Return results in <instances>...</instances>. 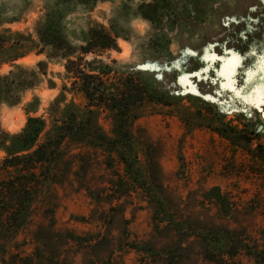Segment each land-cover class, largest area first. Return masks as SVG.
Wrapping results in <instances>:
<instances>
[{
    "label": "rangeland",
    "instance_id": "obj_1",
    "mask_svg": "<svg viewBox=\"0 0 264 264\" xmlns=\"http://www.w3.org/2000/svg\"><path fill=\"white\" fill-rule=\"evenodd\" d=\"M168 1L179 17L171 28L141 18L139 0L73 7L61 21L74 45L93 23L112 28L118 49L97 58L119 71H142L151 86L181 97L176 107L152 104L135 112L134 134L156 159L150 164L141 156L146 189L125 183L113 154L64 142L59 174L40 182L27 223L0 245V264H211L205 256L239 242L264 258V121L256 109L264 111V0ZM51 5L0 0V28L33 32ZM64 62L34 52L14 62L34 70L37 82L18 103L0 102L2 131L20 132L28 116L49 124V110L63 107L52 104L61 93L65 102H82L62 89L70 85ZM11 69L3 64L0 73ZM218 116L246 133L257 130L249 149L263 159L209 129L206 124ZM99 122L109 130L104 115ZM218 193L227 200L228 215L219 210ZM225 264L264 259L241 249Z\"/></svg>",
    "mask_w": 264,
    "mask_h": 264
},
{
    "label": "trees",
    "instance_id": "obj_2",
    "mask_svg": "<svg viewBox=\"0 0 264 264\" xmlns=\"http://www.w3.org/2000/svg\"><path fill=\"white\" fill-rule=\"evenodd\" d=\"M50 1L51 7L36 22L33 32L0 28V67L13 66L7 73H0V102L16 104L24 90L36 85L37 73L14 63L31 52L64 59V75L70 85L63 84L62 89L77 94L82 102H65L61 93L52 104L59 109V104L63 103V107L49 110V124L41 116H28L20 132L8 134L0 129V150L5 153L0 158V245L10 241L27 223L40 182L56 179L59 165L64 162V142L113 154L123 165L125 183L146 189L147 177L140 159L142 156L150 164H155L156 159L146 153L149 144L134 134L133 122L138 117L135 112L152 104L176 107L181 98L151 86L142 71H119L97 58L118 49V33L112 28L93 23L81 38V44L74 45L67 39L61 26L64 14L77 6L90 9L102 0ZM137 14L153 27L168 25L171 28L179 18L168 0H139ZM47 48L50 52H46ZM88 54L93 57L86 60ZM43 65L44 62H37L41 74L45 73ZM31 106L27 104V111L33 109ZM101 115L109 120V130L100 124ZM206 125L232 145L250 153L253 159H263L249 149L251 141L259 137L257 130L246 133L224 122L221 116ZM257 146L260 147L259 143ZM214 199L220 212L228 215L227 200L219 193ZM239 243L236 247L226 246L218 253H210L204 259L211 264H225L241 249L256 260L264 259L261 250Z\"/></svg>",
    "mask_w": 264,
    "mask_h": 264
},
{
    "label": "bare ground",
    "instance_id": "obj_3",
    "mask_svg": "<svg viewBox=\"0 0 264 264\" xmlns=\"http://www.w3.org/2000/svg\"><path fill=\"white\" fill-rule=\"evenodd\" d=\"M261 71H262V73H263V79H264V66H263V68L261 69ZM257 89H258V87H257ZM261 91V90H260ZM259 92V91H258ZM257 92H253L252 94H256ZM262 93H264V88H262ZM259 101V100H258Z\"/></svg>",
    "mask_w": 264,
    "mask_h": 264
}]
</instances>
